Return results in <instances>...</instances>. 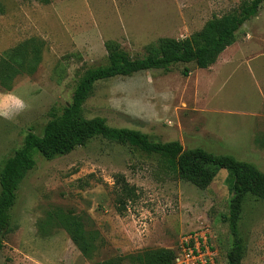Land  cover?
<instances>
[{"label": "rangeland", "instance_id": "1", "mask_svg": "<svg viewBox=\"0 0 264 264\" xmlns=\"http://www.w3.org/2000/svg\"><path fill=\"white\" fill-rule=\"evenodd\" d=\"M241 1L0 0V59L25 40L42 42L33 73L0 83V168L27 132H41L52 108L70 102L86 68L106 63V45L143 57L160 38L188 37L209 19L238 10ZM82 110L87 118L101 116L110 126L136 129L156 141L231 154L264 172V4L208 68L185 63L97 82ZM153 163L100 137L50 160L36 155L16 192L0 264H90L54 219L57 211L87 216L103 239L95 260L119 254L122 264H135L131 256L138 252L176 253L190 236H200L209 240L216 264H226L232 241L222 219L230 197L227 173L219 171L199 189L179 179L159 180ZM116 174L139 193L121 213ZM241 229L242 264H264L262 202L246 201Z\"/></svg>", "mask_w": 264, "mask_h": 264}, {"label": "trees", "instance_id": "2", "mask_svg": "<svg viewBox=\"0 0 264 264\" xmlns=\"http://www.w3.org/2000/svg\"><path fill=\"white\" fill-rule=\"evenodd\" d=\"M263 4L264 0H242L238 10L209 19L199 31L188 37L160 38L143 57L132 58L119 47L106 45V63L86 68L74 86L70 102L57 110L52 108L51 117L41 132H27L21 145L3 161L0 168V250L2 236L11 228V209L16 192L25 176L35 167L36 155L50 160L100 137L126 145L150 158L154 162L153 174L161 181L179 179L199 189H206L219 171H225L231 185L227 213L222 215V219L227 223L232 237L231 246L226 252V264H242L246 251V239L241 229L244 205L248 199L264 204V172L254 163L239 160L231 154H215L202 147L184 149L177 140L156 141L136 129L110 126L104 117L87 118L83 114L82 104L97 82L110 78L131 76L142 71H168L175 65L185 63L208 68L233 43L241 26L255 16ZM41 49L42 42L30 38L7 51L0 59V83H4L5 78L9 81L17 74L33 73L40 62ZM188 72V68H183V75ZM6 89H9L8 85ZM114 187L116 210L121 213L128 202L137 199L139 193L136 186L130 184L122 174L115 175ZM54 219L90 264H122L123 258L119 254L95 260L103 239L89 224L85 214L57 211ZM174 256L175 251L171 249L150 248L132 255L131 260L135 264H172Z\"/></svg>", "mask_w": 264, "mask_h": 264}, {"label": "built area", "instance_id": "3", "mask_svg": "<svg viewBox=\"0 0 264 264\" xmlns=\"http://www.w3.org/2000/svg\"><path fill=\"white\" fill-rule=\"evenodd\" d=\"M190 236L185 240L175 253L172 264H216L213 250L209 240L202 242L200 236Z\"/></svg>", "mask_w": 264, "mask_h": 264}]
</instances>
